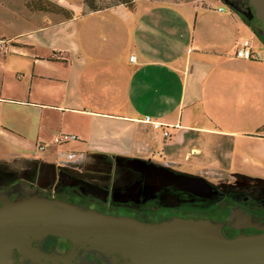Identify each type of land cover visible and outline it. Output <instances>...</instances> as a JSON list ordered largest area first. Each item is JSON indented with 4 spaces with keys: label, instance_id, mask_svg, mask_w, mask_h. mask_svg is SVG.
Returning a JSON list of instances; mask_svg holds the SVG:
<instances>
[{
    "label": "crops",
    "instance_id": "1",
    "mask_svg": "<svg viewBox=\"0 0 264 264\" xmlns=\"http://www.w3.org/2000/svg\"><path fill=\"white\" fill-rule=\"evenodd\" d=\"M47 1L69 15L0 0L1 162L128 155L264 176L261 26L221 0ZM243 39L258 59L235 56Z\"/></svg>",
    "mask_w": 264,
    "mask_h": 264
},
{
    "label": "flooded vegetation",
    "instance_id": "2",
    "mask_svg": "<svg viewBox=\"0 0 264 264\" xmlns=\"http://www.w3.org/2000/svg\"><path fill=\"white\" fill-rule=\"evenodd\" d=\"M225 1L231 8L252 19V8L247 0ZM128 158L138 157L98 155L84 157L83 160L81 157H72L65 163L61 161L57 164L31 161L20 166L9 164L13 162L0 161V195L13 200L35 194L80 209L129 216L147 223L169 220L172 217L205 218L220 222L221 232L226 237L261 231L258 227L264 225L263 175H227L234 179L233 182L226 181L220 186L209 181L206 175L195 174L202 176L221 191L222 196L219 199H210L176 189L172 185L153 187L148 184L151 174L144 169L139 171L128 166ZM154 163L174 172L189 174L168 164ZM220 177L222 176L216 177V180ZM218 182L222 183L219 180ZM212 202L221 203L216 217L209 216V205ZM11 257V264L128 262L120 255L111 256L93 248H83L66 238L54 235L33 238L26 249L13 248Z\"/></svg>",
    "mask_w": 264,
    "mask_h": 264
},
{
    "label": "water",
    "instance_id": "3",
    "mask_svg": "<svg viewBox=\"0 0 264 264\" xmlns=\"http://www.w3.org/2000/svg\"><path fill=\"white\" fill-rule=\"evenodd\" d=\"M223 4L231 8L225 0ZM264 31V0H247ZM233 9V8H232ZM236 10V9H234ZM128 166L150 173L153 187L174 188L219 199L221 191L200 175L168 170L163 165L128 158ZM221 223L209 219L172 217L147 223L110 215L30 194L13 200L0 195V264H11L13 248L26 249L33 238L54 235L107 255L124 264H264V225L255 234L226 237Z\"/></svg>",
    "mask_w": 264,
    "mask_h": 264
},
{
    "label": "rangeland",
    "instance_id": "4",
    "mask_svg": "<svg viewBox=\"0 0 264 264\" xmlns=\"http://www.w3.org/2000/svg\"><path fill=\"white\" fill-rule=\"evenodd\" d=\"M12 1V3H20V1L21 0H11ZM34 1H36V0H34ZM45 1H47V0H45ZM67 1V0H66ZM95 1V3L96 4H99V5H109V4H113V3H117V2H122V3H126V4H130L131 3V0H94ZM65 2V1H64ZM54 3V2H53ZM221 4L225 7V8H227V9H229V7H227L225 4H223L222 2H221ZM252 12H253V10H251V14H252ZM252 19V21L254 22V23H256V25L257 26H260V24H259V21L258 20H256L255 18H253V17H251ZM255 19V20H254ZM264 33V32H263ZM253 41H254V43H256V37H254L253 39H252ZM260 48H262V47H260ZM263 49V48H262ZM68 135H70V134H68ZM70 139H73V138H67V139H64V140H62L61 142H59V144H61V143H63V142H65V141H68V140H70ZM31 161H29V163H30ZM83 162V161H82ZM9 164H11L12 166L13 165H15V166H20V165H26L27 164V162L26 161H24V160H19V161H15V162H13V163H9ZM10 170H15V169H13V168H9ZM184 171H186V169H184ZM186 172H188L189 174H192V175H195V173L194 172H192V171H186ZM207 176V178L209 179V181H211V182H213V183H215V184H217V185H222L223 183H225L226 181H228V182H233V180L234 179H232V177H229V176H222V177H220L218 180L219 181H221L222 183H220V182H218V180H216L217 178L216 177H213L212 175H206ZM214 178H215V180H214ZM219 183V184H218ZM220 207H221V203L220 202H212V203H210V205H209V216H212V217H216L217 216V212L219 211V209H220Z\"/></svg>",
    "mask_w": 264,
    "mask_h": 264
},
{
    "label": "built area",
    "instance_id": "5",
    "mask_svg": "<svg viewBox=\"0 0 264 264\" xmlns=\"http://www.w3.org/2000/svg\"><path fill=\"white\" fill-rule=\"evenodd\" d=\"M220 9V8H219ZM235 56L239 57V58H243V59H258V53L257 51L253 50V48L251 47L250 43L248 40L243 39L240 40L237 44H236V48H235ZM133 56L130 55L129 59H132ZM142 120L145 123H148L151 125L152 128L154 129H161L162 130V135L163 136H167V131L165 129H163V125L157 121H152L148 116H144L142 118ZM67 138H75L74 135H68V134H59L55 137H53V142L54 143H59L64 139ZM39 148H42L41 146H39Z\"/></svg>",
    "mask_w": 264,
    "mask_h": 264
},
{
    "label": "trees",
    "instance_id": "6",
    "mask_svg": "<svg viewBox=\"0 0 264 264\" xmlns=\"http://www.w3.org/2000/svg\"><path fill=\"white\" fill-rule=\"evenodd\" d=\"M82 1L88 7L89 10H97V9H100V8H102L104 6H107V5L96 4L94 0H82ZM34 4L39 6L42 9H45V10H47V9L54 10L55 9L57 11L58 10L62 11L65 16L69 15V13L67 11H65V9H63L62 7L58 6L57 4H55V3L51 2V1L36 0V1H34ZM234 11H236V10H234ZM261 30L263 31L262 28H261Z\"/></svg>",
    "mask_w": 264,
    "mask_h": 264
}]
</instances>
